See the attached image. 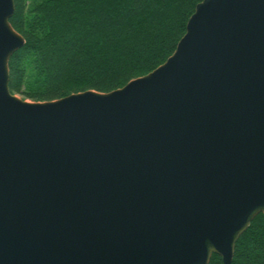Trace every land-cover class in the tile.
I'll list each match as a JSON object with an SVG mask.
<instances>
[{"label": "water", "instance_id": "obj_1", "mask_svg": "<svg viewBox=\"0 0 264 264\" xmlns=\"http://www.w3.org/2000/svg\"><path fill=\"white\" fill-rule=\"evenodd\" d=\"M0 0V264H232L264 214V0H202L165 62L108 92L10 90Z\"/></svg>", "mask_w": 264, "mask_h": 264}, {"label": "trees", "instance_id": "obj_2", "mask_svg": "<svg viewBox=\"0 0 264 264\" xmlns=\"http://www.w3.org/2000/svg\"><path fill=\"white\" fill-rule=\"evenodd\" d=\"M202 0H14L25 44L9 60L10 90L34 101L108 92L166 61ZM209 264H224L213 253ZM232 264H264V214L237 240Z\"/></svg>", "mask_w": 264, "mask_h": 264}, {"label": "rangeland", "instance_id": "obj_3", "mask_svg": "<svg viewBox=\"0 0 264 264\" xmlns=\"http://www.w3.org/2000/svg\"><path fill=\"white\" fill-rule=\"evenodd\" d=\"M19 97H21V98H23V99H26V100H30V101H32L31 99H28V98H24L22 95H19V94H17Z\"/></svg>", "mask_w": 264, "mask_h": 264}]
</instances>
